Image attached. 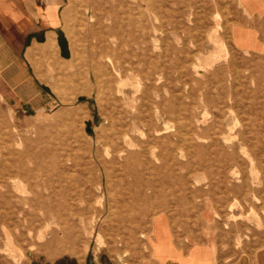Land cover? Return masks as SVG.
Here are the masks:
<instances>
[{
	"label": "rangeland",
	"instance_id": "1",
	"mask_svg": "<svg viewBox=\"0 0 264 264\" xmlns=\"http://www.w3.org/2000/svg\"><path fill=\"white\" fill-rule=\"evenodd\" d=\"M64 5L61 57L38 63L46 107L16 113L0 98V264H147L159 216L195 234L206 220L230 261L252 259L264 246V14L251 23L242 0ZM241 28L263 48L239 45ZM24 138L58 158L56 206L26 200L3 171L8 148L27 159Z\"/></svg>",
	"mask_w": 264,
	"mask_h": 264
},
{
	"label": "crops",
	"instance_id": "2",
	"mask_svg": "<svg viewBox=\"0 0 264 264\" xmlns=\"http://www.w3.org/2000/svg\"><path fill=\"white\" fill-rule=\"evenodd\" d=\"M251 23L264 14V0H242ZM65 0H0V98L16 113L37 112L47 104L38 63L61 57L60 35L65 25ZM237 43L260 50L255 29L241 28ZM206 215H210L207 210ZM168 225V226H167ZM164 228V229H163ZM214 234V235H213ZM220 240L204 220L201 232L179 231L169 217L153 222L151 258L147 264H264V246L252 259L229 260ZM211 251V252H210Z\"/></svg>",
	"mask_w": 264,
	"mask_h": 264
},
{
	"label": "bare ground",
	"instance_id": "3",
	"mask_svg": "<svg viewBox=\"0 0 264 264\" xmlns=\"http://www.w3.org/2000/svg\"><path fill=\"white\" fill-rule=\"evenodd\" d=\"M220 19H221V17H220ZM222 50H223V48H222ZM228 128H230V127H228ZM7 140H10V138H8ZM23 140L25 141L24 143L27 146L26 147V151L28 152L27 159L24 160L22 156L19 157L18 159L14 158L17 153L14 150H11V148L7 147L10 150L11 156L13 157V162L9 161V162H7V164L5 162H2L3 171L7 172L8 175H10V176H12L16 172V174H15L16 177H19L26 182V183H22L20 185H17L18 190L21 191L22 193H29L30 192V193L34 194V196L32 198H27L26 200H30V201H33V200H51L52 204H54L56 206V204H55L56 201L60 200L59 199V192L57 189L58 186L56 185V183H57L56 176L58 173V158L50 149H43L40 152L34 153L33 155L29 154L31 152V150H33L34 144L39 145L40 142L39 141H32L30 138H24ZM5 146H8V145H5ZM18 155H20V154H18ZM43 173L51 176L50 180H49V184H50L51 188H50L48 193L37 192V191H35L36 189L34 188V187L40 186V184L37 183V178L39 177V174H43ZM44 183H45V181L43 182V184ZM50 214H51V216H54V214H56V210L52 209V212ZM238 216H240V215H238ZM21 254H23L22 251H21Z\"/></svg>",
	"mask_w": 264,
	"mask_h": 264
},
{
	"label": "water",
	"instance_id": "4",
	"mask_svg": "<svg viewBox=\"0 0 264 264\" xmlns=\"http://www.w3.org/2000/svg\"><path fill=\"white\" fill-rule=\"evenodd\" d=\"M88 132H91V129L90 128L88 129Z\"/></svg>",
	"mask_w": 264,
	"mask_h": 264
}]
</instances>
